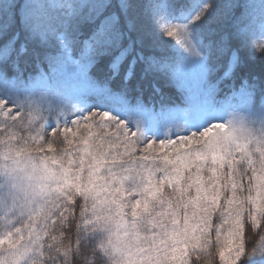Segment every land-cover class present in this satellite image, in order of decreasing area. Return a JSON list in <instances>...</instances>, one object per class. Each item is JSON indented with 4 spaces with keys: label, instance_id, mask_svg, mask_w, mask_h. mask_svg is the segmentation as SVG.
<instances>
[{
    "label": "snow or ice",
    "instance_id": "obj_1",
    "mask_svg": "<svg viewBox=\"0 0 264 264\" xmlns=\"http://www.w3.org/2000/svg\"><path fill=\"white\" fill-rule=\"evenodd\" d=\"M241 52L264 0H0V264H264Z\"/></svg>",
    "mask_w": 264,
    "mask_h": 264
},
{
    "label": "trees",
    "instance_id": "obj_2",
    "mask_svg": "<svg viewBox=\"0 0 264 264\" xmlns=\"http://www.w3.org/2000/svg\"><path fill=\"white\" fill-rule=\"evenodd\" d=\"M240 55H241L242 62L245 65V67L243 68V71L245 73L251 71L256 75H259L262 67H264V62H262V60L260 59V56L262 54L257 52L255 59H249L247 52H241ZM160 84L163 87L165 93H170L173 96L176 95V91L174 89H169L168 87H166L162 80L160 81ZM256 239H258V237H256Z\"/></svg>",
    "mask_w": 264,
    "mask_h": 264
},
{
    "label": "rangeland",
    "instance_id": "obj_3",
    "mask_svg": "<svg viewBox=\"0 0 264 264\" xmlns=\"http://www.w3.org/2000/svg\"><path fill=\"white\" fill-rule=\"evenodd\" d=\"M261 41L259 39H256L253 41V48H256ZM163 81V80H162ZM164 82V81H163Z\"/></svg>",
    "mask_w": 264,
    "mask_h": 264
}]
</instances>
